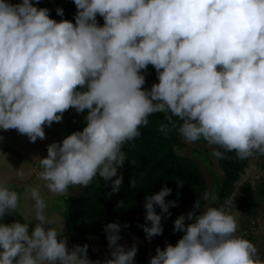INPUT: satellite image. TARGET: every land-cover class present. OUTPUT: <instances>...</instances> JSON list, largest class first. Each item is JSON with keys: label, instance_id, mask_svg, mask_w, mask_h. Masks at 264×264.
Returning a JSON list of instances; mask_svg holds the SVG:
<instances>
[{"label": "clouds", "instance_id": "9594fccd", "mask_svg": "<svg viewBox=\"0 0 264 264\" xmlns=\"http://www.w3.org/2000/svg\"><path fill=\"white\" fill-rule=\"evenodd\" d=\"M75 25L49 18L32 0H0V129H16L31 142L44 139V125L60 122L65 110H89L82 131L47 146L36 160L39 176L54 194L70 185L87 186L97 174L122 185L117 169L122 145L140 135L154 113H165L186 142L201 138L213 155L235 152L240 159L264 155V0H74ZM63 16V9L57 8ZM104 19L98 26L96 16ZM158 83L143 89L147 65ZM77 86L81 89L77 90ZM135 180L130 183L135 186ZM182 184V183H180ZM163 187L145 197L146 238L163 231ZM34 202L35 226L0 223V264H134L135 244L117 243L120 225L104 227L111 258L91 260L88 245L67 247L45 215L38 187L26 189ZM20 194L0 180V217L15 213ZM209 194L204 193L203 199ZM215 199V197H213ZM123 202H118L122 205ZM156 206L161 210L157 214ZM193 211L174 221L184 235L166 244L150 264H264L253 242L237 235V222L223 207ZM192 221L185 225V220Z\"/></svg>", "mask_w": 264, "mask_h": 264}, {"label": "trees", "instance_id": "16d2710c", "mask_svg": "<svg viewBox=\"0 0 264 264\" xmlns=\"http://www.w3.org/2000/svg\"><path fill=\"white\" fill-rule=\"evenodd\" d=\"M56 1L57 6L49 9V18L57 22L67 20L75 25V15L77 8L74 0ZM63 9V16L58 15L56 9ZM96 21L98 26H103L104 19L97 14ZM157 73L153 65H147L146 69L141 70L145 77ZM145 85V84H144ZM77 90L85 91L86 87ZM87 109L77 113L70 107L65 110V116L69 124V133L82 131L86 126L85 117L88 114ZM176 127L169 125L167 131H161V125L167 124L165 113H154L149 115L147 125L139 128L140 135L131 141L122 145V151L125 154V161L117 169V176H122V185L116 192H112V181L116 177L105 181L98 174L92 180L93 183L84 187L78 197L73 198L67 204L64 210H61V216L66 221L67 233L71 241L83 246L88 245L87 254L92 251V239H100L101 243L108 244L104 227L108 223H118L120 225V240L128 237L146 238L143 231V225L151 226L150 221L145 220V197L154 195L163 187H168L172 191L165 197V201H176V206L170 207L171 215L162 214L161 224L163 231L160 235L151 239H158L159 243L149 253L146 247L139 249L134 257V264H147L149 258L156 255V248L162 250L166 244L175 246L177 241L184 235L183 232L174 231L172 222L179 214L183 212L187 215L193 211L196 200L200 202V208L195 212H203L207 199H203L204 193H208V180L199 161L194 158L183 155L180 150L185 148L184 138L178 132V127L182 123L174 117ZM201 155L209 159L213 155V149L218 148L215 145H208L202 138L193 142ZM224 153L223 158H219L220 168L223 171V179L218 182L215 188V199L211 207H223L225 211L230 207L228 196L238 190L243 205H254L260 207L264 200V181L255 187L249 180L243 181L244 170L249 165L250 157L240 159L235 152H227L218 149ZM258 153H254V155ZM262 157V169L264 170V155ZM135 180V186L130 183ZM182 183V184H180ZM239 186L240 188H237ZM123 202L118 205V202ZM242 205V207H243ZM157 214L161 210L156 206ZM103 248L95 255H104Z\"/></svg>", "mask_w": 264, "mask_h": 264}, {"label": "rangeland", "instance_id": "374dc122", "mask_svg": "<svg viewBox=\"0 0 264 264\" xmlns=\"http://www.w3.org/2000/svg\"><path fill=\"white\" fill-rule=\"evenodd\" d=\"M56 1L67 0H32L34 6L38 8H53L57 6ZM11 4L21 3L22 0H8ZM157 73L145 77V85L143 89L150 90L152 85L158 83ZM44 139L37 138L35 142H31L26 134H21L16 129L2 130L0 129V180H6L7 185L20 194L19 206L15 213L6 214L0 217V223L10 224L13 221L21 223H29V231L35 226L34 202L26 195V189L29 187H38L41 194L46 198L45 215L52 221L51 225L45 227H55L62 237L67 238V247L71 248L74 244L68 236L66 221L61 216L60 211L67 207L69 201L78 197L80 191L86 187L81 185H70L63 194L51 193L46 187V182L42 180L39 173L42 168L37 158L42 159L47 156V146L54 142H61L68 136L69 124L63 115L60 122H53L51 126L44 125ZM185 148L180 150L183 155H188L199 161L208 180L209 198L204 211L211 207L213 197H215V188L223 179V171L220 168L219 158L212 155L209 159L196 152L197 147L193 142L184 140ZM262 157L256 154L250 157L249 165L244 170L243 181L249 180L253 186L257 187L264 181V170L262 167ZM93 180L89 183L92 184ZM88 184V185H89ZM218 184V185H219ZM87 185V186H88ZM237 188H240L237 186ZM230 207L227 213L234 216L237 222V235H243L254 243L258 250V255L264 259V200L260 207L247 204L244 206L240 198L238 190L228 196ZM243 205V207H242ZM181 214H184L181 212ZM186 216V214H184ZM192 221L185 220V225ZM174 227V221L172 222ZM100 239H92V251L87 256L91 260H97L95 253L99 248H103L105 258H111V251L108 244H102ZM117 243L126 250L130 249L133 244L136 245L137 251L146 247L151 253L153 248L158 245V239H145L138 237H128L124 240H118ZM80 246V245H79ZM90 255V256H89ZM150 259L147 264H150Z\"/></svg>", "mask_w": 264, "mask_h": 264}, {"label": "crops", "instance_id": "0c3cea01", "mask_svg": "<svg viewBox=\"0 0 264 264\" xmlns=\"http://www.w3.org/2000/svg\"><path fill=\"white\" fill-rule=\"evenodd\" d=\"M90 256V255H89ZM97 256V260H100V261H103L104 260V258H105V255H100V254H98V255H96Z\"/></svg>", "mask_w": 264, "mask_h": 264}]
</instances>
